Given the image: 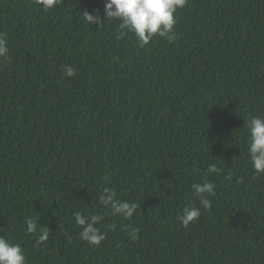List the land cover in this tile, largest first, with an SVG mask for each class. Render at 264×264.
<instances>
[{"label":"trees","instance_id":"1","mask_svg":"<svg viewBox=\"0 0 264 264\" xmlns=\"http://www.w3.org/2000/svg\"><path fill=\"white\" fill-rule=\"evenodd\" d=\"M104 2L0 0V235L27 264H264V174L247 152L248 119L264 115V0H188L176 40L145 45L117 20L84 21ZM204 181L207 210L191 188ZM104 188L134 215H112ZM189 204L201 214L184 227ZM74 212L103 217L99 246Z\"/></svg>","mask_w":264,"mask_h":264},{"label":"clouds","instance_id":"2","mask_svg":"<svg viewBox=\"0 0 264 264\" xmlns=\"http://www.w3.org/2000/svg\"><path fill=\"white\" fill-rule=\"evenodd\" d=\"M188 0H105L103 17L99 12L92 14L83 11V19L89 25L101 27L105 20L119 21L118 28L120 36L132 33L141 45L148 44L153 36L166 38L168 43L176 40L175 14L177 10L183 9ZM35 3L44 11L59 6L62 0H35ZM8 41L4 34H0V58L10 62L8 55ZM76 69L65 64L63 72L72 77ZM247 152L254 173L264 174V115L252 116L247 123ZM220 169L214 162L207 167L209 174L217 173ZM193 195L199 197V203L204 210L211 207L209 196H215V184L211 181L193 183L191 185ZM116 192L110 188H104L98 199L102 205L111 208L112 215H122L125 219L131 218L137 204L127 200L116 199ZM201 214V208L194 204L185 206L179 216L180 223L187 227L190 222L195 221ZM75 223L81 228L80 237L90 245L99 246L105 239V234L96 226L102 216L98 214L84 215L80 212L73 213ZM26 232L34 234L39 232L38 242L43 243L48 239L49 231L46 227H38L37 220L25 217ZM115 227V225H110ZM133 238L135 236L133 235ZM0 264H27L26 254L19 243H14L8 237L0 235Z\"/></svg>","mask_w":264,"mask_h":264}]
</instances>
